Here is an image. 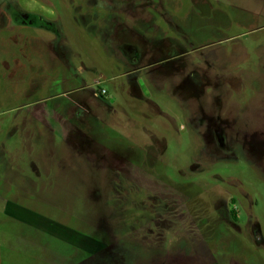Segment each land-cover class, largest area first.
<instances>
[{"label": "rangeland", "instance_id": "obj_1", "mask_svg": "<svg viewBox=\"0 0 264 264\" xmlns=\"http://www.w3.org/2000/svg\"><path fill=\"white\" fill-rule=\"evenodd\" d=\"M0 264H264V0H0Z\"/></svg>", "mask_w": 264, "mask_h": 264}, {"label": "built area", "instance_id": "obj_2", "mask_svg": "<svg viewBox=\"0 0 264 264\" xmlns=\"http://www.w3.org/2000/svg\"><path fill=\"white\" fill-rule=\"evenodd\" d=\"M104 92H105L104 90H101V94H104Z\"/></svg>", "mask_w": 264, "mask_h": 264}]
</instances>
